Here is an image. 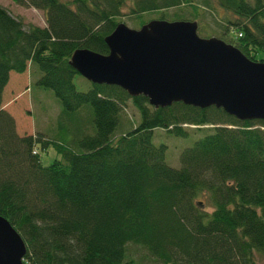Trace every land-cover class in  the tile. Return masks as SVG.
Segmentation results:
<instances>
[{
    "label": "trees",
    "instance_id": "obj_1",
    "mask_svg": "<svg viewBox=\"0 0 264 264\" xmlns=\"http://www.w3.org/2000/svg\"><path fill=\"white\" fill-rule=\"evenodd\" d=\"M10 1L41 11L44 26L25 27L0 6V105L9 75L31 70L63 112L89 108L93 127L72 150L40 134L18 136L0 109V217L23 241V262L130 264L125 247L133 244L159 264H256L264 256V122L214 107L153 108L143 96L87 82L69 58L75 50L106 55L103 40L124 24L119 18L141 27L200 26L204 17L214 38L264 63V0ZM189 126L203 134L170 167L166 145L152 139H195ZM49 146L58 158L43 166L39 150Z\"/></svg>",
    "mask_w": 264,
    "mask_h": 264
},
{
    "label": "water",
    "instance_id": "obj_2",
    "mask_svg": "<svg viewBox=\"0 0 264 264\" xmlns=\"http://www.w3.org/2000/svg\"><path fill=\"white\" fill-rule=\"evenodd\" d=\"M196 30V22L153 20L137 30L120 23L103 40L106 55L75 50L69 65L87 82L143 96L153 108L214 107L238 121L264 122V63ZM25 252L0 217V264H25Z\"/></svg>",
    "mask_w": 264,
    "mask_h": 264
},
{
    "label": "rangeland",
    "instance_id": "obj_3",
    "mask_svg": "<svg viewBox=\"0 0 264 264\" xmlns=\"http://www.w3.org/2000/svg\"><path fill=\"white\" fill-rule=\"evenodd\" d=\"M0 6L5 8L12 17L20 20L25 27L28 25L44 26L43 13L39 10L17 5L10 0H0ZM123 12H127L126 8ZM151 18L153 17L143 18V21L146 22ZM119 19L124 21L126 27L133 30L138 29L142 24L136 22L135 25H132L127 22V19ZM208 20L209 19L203 17L200 18V26L196 23V34L198 37H217L216 34L210 33L213 24ZM204 30L209 32H205ZM30 71L21 75H9L8 84L3 92L0 109L13 119L15 126L14 130L18 136L40 134L48 141L60 144L68 149L79 150L77 142L82 137L93 134L90 109L82 108L73 113L63 112L49 90H44L35 85L37 76L32 78V76H30ZM80 80V77H76L74 83L76 89L82 91V87H80L79 83ZM80 113L87 114L80 115ZM125 115L132 119H137V115L130 106H127ZM184 128H186L188 132L193 133L195 139H193V136L190 138L170 137L164 139L165 143L162 139L159 140L155 137L152 139V143L155 146L159 144L166 145L167 149L164 153V158L166 164L170 167H175L177 165V163H175L176 156L178 157V154L182 151L184 146H190L192 142L196 140V137L203 134L199 131H194L195 129L192 126ZM156 135L158 138H163L164 136L161 131H157ZM167 155L169 156L171 164L167 159ZM57 158L58 156L51 146L48 147L46 152L39 150V160L43 166H47ZM125 255L126 259L130 261V264H159L150 258L145 250L133 244L126 245ZM263 257V255L257 257L256 264H261Z\"/></svg>",
    "mask_w": 264,
    "mask_h": 264
},
{
    "label": "crops",
    "instance_id": "obj_4",
    "mask_svg": "<svg viewBox=\"0 0 264 264\" xmlns=\"http://www.w3.org/2000/svg\"><path fill=\"white\" fill-rule=\"evenodd\" d=\"M11 75V74H10ZM8 84V83H7ZM7 84H6V86H7ZM6 86H5V88L4 89H6ZM4 92V91H3Z\"/></svg>",
    "mask_w": 264,
    "mask_h": 264
}]
</instances>
